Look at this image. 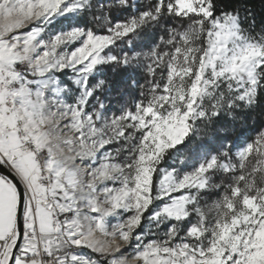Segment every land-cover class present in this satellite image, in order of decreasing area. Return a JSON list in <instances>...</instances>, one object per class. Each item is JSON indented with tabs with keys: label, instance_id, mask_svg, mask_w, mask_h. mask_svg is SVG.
Returning a JSON list of instances; mask_svg holds the SVG:
<instances>
[{
	"label": "snow or ice",
	"instance_id": "6c2138e0",
	"mask_svg": "<svg viewBox=\"0 0 264 264\" xmlns=\"http://www.w3.org/2000/svg\"><path fill=\"white\" fill-rule=\"evenodd\" d=\"M0 264H264V0H0Z\"/></svg>",
	"mask_w": 264,
	"mask_h": 264
},
{
	"label": "trees",
	"instance_id": "16d2710c",
	"mask_svg": "<svg viewBox=\"0 0 264 264\" xmlns=\"http://www.w3.org/2000/svg\"><path fill=\"white\" fill-rule=\"evenodd\" d=\"M256 2H257V5L259 4V0H256Z\"/></svg>",
	"mask_w": 264,
	"mask_h": 264
}]
</instances>
